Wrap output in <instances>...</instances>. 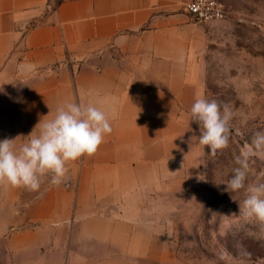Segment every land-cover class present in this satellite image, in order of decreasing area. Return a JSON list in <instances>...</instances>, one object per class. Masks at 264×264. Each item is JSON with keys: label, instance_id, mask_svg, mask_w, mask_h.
<instances>
[{"label": "crops", "instance_id": "crops-1", "mask_svg": "<svg viewBox=\"0 0 264 264\" xmlns=\"http://www.w3.org/2000/svg\"><path fill=\"white\" fill-rule=\"evenodd\" d=\"M191 1L0 0V140L19 148L67 102L94 104L112 127L58 186L0 185V264L174 263L146 202L199 127L205 23Z\"/></svg>", "mask_w": 264, "mask_h": 264}, {"label": "rangeland", "instance_id": "rangeland-1", "mask_svg": "<svg viewBox=\"0 0 264 264\" xmlns=\"http://www.w3.org/2000/svg\"><path fill=\"white\" fill-rule=\"evenodd\" d=\"M219 1L226 17L204 24L196 64L201 96L232 113L228 144L213 155L199 144L198 127L189 148L159 170L146 202L147 217L175 244L173 264H264V233L239 209L245 190L226 186L237 157L264 132V0ZM247 163L245 186L264 183V159Z\"/></svg>", "mask_w": 264, "mask_h": 264}, {"label": "clouds", "instance_id": "clouds-1", "mask_svg": "<svg viewBox=\"0 0 264 264\" xmlns=\"http://www.w3.org/2000/svg\"><path fill=\"white\" fill-rule=\"evenodd\" d=\"M232 113L227 106L197 95L190 108V121L199 126V144L207 146L214 155L227 146ZM39 127V134H34ZM19 148L15 139L0 140V185L35 191L42 178L50 176L52 185L63 182L67 165L84 156L96 153L105 137L112 132L109 116L92 103L83 105L67 102L58 106L52 119L41 120ZM264 159V132H257L252 145L246 146L242 157H237L238 167L227 182V191L245 190L239 205L245 219H253L264 233V183L245 186L249 156Z\"/></svg>", "mask_w": 264, "mask_h": 264}, {"label": "built area", "instance_id": "built-area-1", "mask_svg": "<svg viewBox=\"0 0 264 264\" xmlns=\"http://www.w3.org/2000/svg\"><path fill=\"white\" fill-rule=\"evenodd\" d=\"M186 12L200 23L221 21L226 17L225 5L219 0H192L186 5Z\"/></svg>", "mask_w": 264, "mask_h": 264}]
</instances>
